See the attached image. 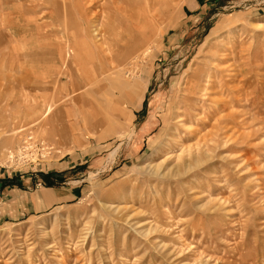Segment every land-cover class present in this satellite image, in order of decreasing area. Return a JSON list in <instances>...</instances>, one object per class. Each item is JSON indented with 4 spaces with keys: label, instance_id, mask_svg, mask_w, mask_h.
Listing matches in <instances>:
<instances>
[{
    "label": "rangeland",
    "instance_id": "obj_1",
    "mask_svg": "<svg viewBox=\"0 0 264 264\" xmlns=\"http://www.w3.org/2000/svg\"><path fill=\"white\" fill-rule=\"evenodd\" d=\"M42 40L59 74L4 85ZM3 47L0 264H264V0H0Z\"/></svg>",
    "mask_w": 264,
    "mask_h": 264
},
{
    "label": "crops",
    "instance_id": "obj_2",
    "mask_svg": "<svg viewBox=\"0 0 264 264\" xmlns=\"http://www.w3.org/2000/svg\"><path fill=\"white\" fill-rule=\"evenodd\" d=\"M42 37L46 38V35L44 34ZM47 41L48 39L46 38V42ZM10 42L11 39L9 40V43ZM42 42L43 43L37 44V46H35L34 48L31 47L32 50L28 51V53H30V59H32L33 62L26 63L24 68L23 66H21L22 65L21 63V65L19 66L21 68L19 69L18 65L12 63V58L9 59L8 63L6 62L5 66L7 69L12 70L17 66L18 72L20 74L19 77L18 76L16 77L13 73L12 74L6 73L4 76H2L1 79V82L5 81L4 85L13 86V84L15 85V82L20 80V83H25V85H27L28 83L34 86L35 84L38 83L50 82V79L53 78L55 74H59V72L56 70V68L59 65L57 58L59 57L58 53H61L64 57L63 54L64 44L57 43V45L50 46L49 44H45L44 43L45 41L42 40ZM6 50H8L9 52L8 54H13V55L15 54L14 56L17 58L16 50L11 49V47L0 48V51L4 52ZM51 53L53 54L52 57L54 59L52 61H46V59L51 60L52 57L49 55ZM3 54L0 52V55ZM6 58L7 57H4L3 61L1 60L2 63L5 61ZM32 91L34 90L32 89ZM42 91H45V89H43ZM27 92H28L27 95H30L29 90ZM56 92H58V94H55V96H57L58 98H63L66 95L64 91L63 92L56 91ZM3 94H6V91ZM39 94L40 96H46V94H42L41 92ZM33 95L34 98H36V95L35 94ZM1 100L2 98H0V103L3 104V101ZM12 101L15 102L16 99L13 97ZM0 118H2L1 115ZM6 119H8V117ZM7 128H8V123L5 127V131L7 130ZM44 174L51 175L49 179L53 181H55V179L59 177L57 174L53 172L50 173L46 172ZM41 179L42 177L39 180ZM9 185H16V184H9ZM58 194L59 193H57V191H54L52 188H48L44 186L41 188V190H33L32 192H29L27 194L26 193L23 194L18 190L10 188V192L8 194L9 198L8 201H6L5 203V209H6L5 212L6 214H9L11 216L20 215V214L25 215V213L27 214L41 213L43 210L51 207L55 202H57L58 199L56 198V196H58Z\"/></svg>",
    "mask_w": 264,
    "mask_h": 264
},
{
    "label": "built area",
    "instance_id": "obj_3",
    "mask_svg": "<svg viewBox=\"0 0 264 264\" xmlns=\"http://www.w3.org/2000/svg\"><path fill=\"white\" fill-rule=\"evenodd\" d=\"M23 141V146L20 148H16L15 151H9L7 153V158L9 160H27L29 161V165L33 166L29 169V172H36V168L34 167L36 164H34L36 162V160H38V156L43 153V151H45V149H43L42 144L33 139V137L31 135H29L28 133L25 135ZM34 153L36 155H34ZM34 155V156H33Z\"/></svg>",
    "mask_w": 264,
    "mask_h": 264
},
{
    "label": "trees",
    "instance_id": "obj_4",
    "mask_svg": "<svg viewBox=\"0 0 264 264\" xmlns=\"http://www.w3.org/2000/svg\"><path fill=\"white\" fill-rule=\"evenodd\" d=\"M51 177V175L48 174H42V180L44 182V185L49 186L52 184V180L49 179Z\"/></svg>",
    "mask_w": 264,
    "mask_h": 264
},
{
    "label": "bare ground",
    "instance_id": "obj_5",
    "mask_svg": "<svg viewBox=\"0 0 264 264\" xmlns=\"http://www.w3.org/2000/svg\"><path fill=\"white\" fill-rule=\"evenodd\" d=\"M144 30H145V29H144ZM145 32H146V34H145L146 37H147V38L150 37V34H151V33H150V30H146ZM149 33H150V34H149ZM121 35H122V34H121ZM130 37L132 38V36H130ZM130 37H129V38H130ZM144 38H145V37H144ZM128 42H129V40H128ZM129 43H131V42H129ZM130 89H131V88H130ZM131 90H132V89H131ZM131 90H130V91H131ZM133 90H134V89H133ZM22 146H23V145H22Z\"/></svg>",
    "mask_w": 264,
    "mask_h": 264
}]
</instances>
